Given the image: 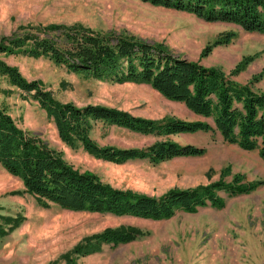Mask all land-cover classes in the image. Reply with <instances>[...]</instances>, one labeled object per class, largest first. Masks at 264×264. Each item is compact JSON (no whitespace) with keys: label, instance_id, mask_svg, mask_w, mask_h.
<instances>
[{"label":"rangeland","instance_id":"1","mask_svg":"<svg viewBox=\"0 0 264 264\" xmlns=\"http://www.w3.org/2000/svg\"><path fill=\"white\" fill-rule=\"evenodd\" d=\"M74 23L163 42L177 55L200 60L226 73L236 70V80L264 90V34L247 32L234 23L207 22L187 12L140 0H0V42L30 25ZM227 31L235 32L232 41L201 57L207 44ZM3 58L27 79L41 80L63 102L101 104L150 119L174 116L207 120L215 128L212 118L193 113L147 84L88 77L46 57ZM0 103L20 127L62 151L75 167L92 171L118 188L159 196L175 187L189 188L222 179L232 182L237 174L243 182L262 181L251 193L230 195L221 191L223 207L208 205L193 213L178 211L170 219L152 220L72 211L55 204L43 207L25 191L22 180L0 164V264H68L66 255L86 236L121 226L138 227L146 235L128 243H106L99 251L72 256L79 264H264V160L259 150H243L230 144L214 129L169 136L181 144L205 147L203 156L173 158L158 164L148 159L117 164L95 158L81 145L63 142L53 119L40 104L26 98L3 76ZM91 136L102 146L123 148L146 147L164 138L103 121L94 122ZM3 216L19 222L12 227Z\"/></svg>","mask_w":264,"mask_h":264},{"label":"trees","instance_id":"2","mask_svg":"<svg viewBox=\"0 0 264 264\" xmlns=\"http://www.w3.org/2000/svg\"><path fill=\"white\" fill-rule=\"evenodd\" d=\"M140 1L187 12L207 22L234 23L247 32L264 34V0ZM18 33L0 42V76L7 78L26 98L40 104L66 144L81 145L95 158L117 164L134 159H148L158 164L206 153L203 146L181 144L169 136L215 129L230 144L248 151L259 149L264 160V90L254 88L251 82L236 80L233 77L236 70L226 73L200 60L177 55L163 42H150L122 32L97 31L82 23L30 25ZM234 36V31L221 33L207 44L201 57L216 46L229 44ZM11 55L46 57L72 72L112 83L150 85L165 98L183 103L193 113L212 118L215 128L207 120L174 116L150 119L101 104L78 106L72 101H60L41 80L27 79L18 67L3 58ZM95 121L164 138L141 148L102 146L91 136ZM0 164L20 178L25 191L43 207L55 204L72 211L152 220L170 219L178 211L193 213L208 205L223 207L221 191L230 195L246 194L262 184V181L243 182L237 174L232 182L222 179L189 188L175 187L159 196L118 188L102 181L92 171L75 167L62 151L20 127L1 103ZM3 220L11 222L12 227L19 222L10 216H3ZM144 235L146 232L134 226L107 228L86 236L66 255L67 262L79 264L73 254L87 255L99 251L103 244L128 243Z\"/></svg>","mask_w":264,"mask_h":264},{"label":"crops","instance_id":"3","mask_svg":"<svg viewBox=\"0 0 264 264\" xmlns=\"http://www.w3.org/2000/svg\"><path fill=\"white\" fill-rule=\"evenodd\" d=\"M239 147V146H238ZM244 150V149H243ZM255 150H259V149H255ZM252 151V150H251ZM260 155V154H259Z\"/></svg>","mask_w":264,"mask_h":264}]
</instances>
